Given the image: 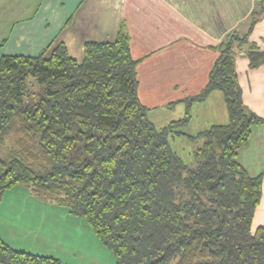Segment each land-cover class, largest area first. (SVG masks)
I'll return each mask as SVG.
<instances>
[{"label": "trees", "instance_id": "obj_1", "mask_svg": "<svg viewBox=\"0 0 264 264\" xmlns=\"http://www.w3.org/2000/svg\"><path fill=\"white\" fill-rule=\"evenodd\" d=\"M264 0L211 48L204 88L169 103L184 115L157 127L139 96L125 24L114 41H89L80 61L63 42L38 55L0 56V206L5 193H34L85 218L116 264H264V225L253 226L264 173L239 161L264 117L244 100L238 60L264 65L251 40ZM223 97L225 122L189 133L196 103ZM186 136L193 161L173 149ZM0 264H62L13 248L0 236Z\"/></svg>", "mask_w": 264, "mask_h": 264}, {"label": "crops", "instance_id": "obj_2", "mask_svg": "<svg viewBox=\"0 0 264 264\" xmlns=\"http://www.w3.org/2000/svg\"><path fill=\"white\" fill-rule=\"evenodd\" d=\"M258 1L0 0V56L38 55L50 44L63 42L81 61L87 42L114 41L125 24L132 53L141 60L137 66L141 101L151 110H170L169 103L204 88L217 57L211 46L244 22ZM251 40L264 49V17ZM238 71L245 102L264 117V65L250 70L242 58ZM182 105L173 107L180 117ZM226 118L225 108L220 122ZM239 161L252 175L264 173V125L254 128ZM262 189L254 227L264 225V179Z\"/></svg>", "mask_w": 264, "mask_h": 264}, {"label": "rangeland", "instance_id": "obj_3", "mask_svg": "<svg viewBox=\"0 0 264 264\" xmlns=\"http://www.w3.org/2000/svg\"><path fill=\"white\" fill-rule=\"evenodd\" d=\"M224 109L223 97L218 92L196 103L186 131L197 133L198 129L220 122ZM179 115L176 108L148 111L157 127L167 125ZM170 143L187 162L193 161V143L186 136L171 137ZM7 147L0 144V155ZM0 236L13 248L51 255L62 264H116L113 252L85 218L70 213L63 204L38 196L23 184L4 195L0 206Z\"/></svg>", "mask_w": 264, "mask_h": 264}]
</instances>
